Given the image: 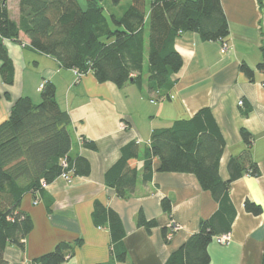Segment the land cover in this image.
<instances>
[{"label":"crops","instance_id":"1","mask_svg":"<svg viewBox=\"0 0 264 264\" xmlns=\"http://www.w3.org/2000/svg\"><path fill=\"white\" fill-rule=\"evenodd\" d=\"M229 24L225 40L231 51L222 52V42L203 41L198 33L187 32L175 41L183 60L173 75L174 85L166 94L150 92L147 82H129L119 88L112 82L100 83L90 72L77 80L74 70L65 69L49 55L30 47L24 33L19 41L6 40L14 64V82L8 85L0 74V122L6 120L20 97L41 101L40 85L50 81L56 86V99L72 120V158L83 157L90 163L87 176L61 177L42 191L26 193L19 210L28 215L33 229L25 239V249L8 245L4 256L9 264H31L53 251L61 242L75 244L72 255L62 264H104L114 261L112 234L108 223L98 225L96 204L113 210L122 222L123 247L127 257L115 264H165L210 218L218 203L205 191L197 177L187 173L159 172L160 160L153 158L151 181L144 183L143 168L151 145L153 130L170 127L176 120L190 119L209 108L225 140L220 158L222 180L230 178L231 158L246 148L241 130L253 135V161L258 177L244 174L234 181L230 198L236 211L230 231L231 242L214 240L208 246L210 264H261L264 253V0H221ZM13 19V18H12ZM19 21V16L14 18ZM246 64L254 73L250 79L242 70ZM41 69L35 72L33 69ZM9 96V99L7 98ZM240 101L244 102L239 106ZM37 104V103H36ZM249 108V113L245 114ZM135 141L141 151L136 162L139 171L137 193L126 199L117 196L106 184L107 171L120 159L121 149ZM93 142L96 149L85 147ZM170 198L171 213L161 207ZM246 200L261 206L253 215L244 209ZM37 202V203H36ZM36 203V204H35ZM142 211L157 226L148 231L136 224ZM179 227L169 242L164 230ZM168 234V233H167Z\"/></svg>","mask_w":264,"mask_h":264},{"label":"trees","instance_id":"2","mask_svg":"<svg viewBox=\"0 0 264 264\" xmlns=\"http://www.w3.org/2000/svg\"><path fill=\"white\" fill-rule=\"evenodd\" d=\"M103 0H87L83 8L78 0H19V21L11 18L8 0H0V74L3 81L14 82V64L6 40L19 41L24 33L30 47L57 59L65 69L92 72L100 83L112 82L119 88L129 82H147L150 92L166 94L173 87V75L183 65L174 45L187 32L198 33L203 41L224 42L229 24L221 0H130L122 16L108 18ZM117 6L124 0H111ZM264 55V50H263ZM264 69V64L258 66ZM241 70L253 79L246 65ZM41 101L20 97L9 117L0 122V264H9L4 253L8 245L25 249V239L33 229L31 218L19 208L22 197L38 192L60 177L87 176L90 163L83 157L72 158V120L56 99V86L44 81ZM9 99V96H7ZM0 95V108H1ZM249 113V108L245 114ZM247 148L229 161L230 178L222 180L219 163L225 140L209 108H203L190 119L176 120L170 127L153 130L149 154L143 168V181L153 175V158L160 160L162 173H187L197 177L201 187L218 203L217 211L203 220L200 229L165 264H210L208 246L215 236L230 233L236 216L230 198L234 181L244 174L260 175L253 161V135L241 130ZM85 147L96 149L93 142ZM140 144L132 141L121 149L120 159L107 171L106 184L121 199L137 193ZM66 158L68 169L61 165ZM45 183V186L43 185ZM164 212L171 213L170 198L161 201ZM247 213L260 215L261 206L246 200ZM94 217L98 225L109 224L114 261L124 262V230L118 214L96 204ZM136 224L148 231L157 226L140 211ZM167 230H164L166 242ZM74 245L61 242L55 249L31 264H62L72 255ZM264 264V253L262 263Z\"/></svg>","mask_w":264,"mask_h":264},{"label":"built area","instance_id":"3","mask_svg":"<svg viewBox=\"0 0 264 264\" xmlns=\"http://www.w3.org/2000/svg\"><path fill=\"white\" fill-rule=\"evenodd\" d=\"M231 46L228 44V42L224 41L222 42V52L223 53H227V52H230L231 51ZM75 74H76V77H77V80H80L83 76H85L86 74L85 73H82V72H79L78 70H74ZM44 85L45 83L42 82L41 85H40V90H42L44 88ZM239 106H243L244 105V102L243 101H240L238 103ZM61 165L62 167L65 169H68L69 167V162L66 158L62 159L61 160ZM61 178H63L64 180H66L67 182H71L72 181V176L70 173L66 172V171H63V173L61 174L60 176ZM43 185L45 186V183L43 182ZM37 203V202H36ZM35 203V204H36ZM179 230V227L172 223L170 225V228H169V232L167 234V239L170 240L173 236V234L175 232H177ZM215 242H217L218 244H221V245H228L230 244L231 242V234L230 233H224V234H220L218 236H215L214 239H213Z\"/></svg>","mask_w":264,"mask_h":264},{"label":"rangeland","instance_id":"4","mask_svg":"<svg viewBox=\"0 0 264 264\" xmlns=\"http://www.w3.org/2000/svg\"><path fill=\"white\" fill-rule=\"evenodd\" d=\"M78 2L83 8L87 7V0H78ZM130 3H131L130 0H124L119 5L115 6L113 5L111 0H103L101 2V5L104 8L106 16L110 18L111 14L122 16L123 13L126 11V9L129 7ZM8 8L10 10L11 18L14 19L19 16V0H8ZM33 70L35 72H38L41 69L34 68ZM35 103H38V102H35Z\"/></svg>","mask_w":264,"mask_h":264}]
</instances>
